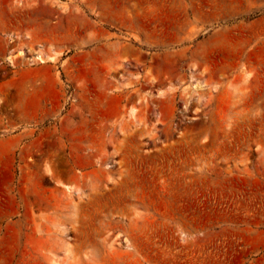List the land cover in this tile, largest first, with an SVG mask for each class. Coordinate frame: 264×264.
<instances>
[{
    "label": "rangeland",
    "instance_id": "1",
    "mask_svg": "<svg viewBox=\"0 0 264 264\" xmlns=\"http://www.w3.org/2000/svg\"><path fill=\"white\" fill-rule=\"evenodd\" d=\"M0 264H264V0H0Z\"/></svg>",
    "mask_w": 264,
    "mask_h": 264
},
{
    "label": "bare ground",
    "instance_id": "2",
    "mask_svg": "<svg viewBox=\"0 0 264 264\" xmlns=\"http://www.w3.org/2000/svg\"><path fill=\"white\" fill-rule=\"evenodd\" d=\"M20 56H21V55H20ZM35 61H36V62H39V63H41V64L45 63V60H44L43 58H41L40 56H36V57H35Z\"/></svg>",
    "mask_w": 264,
    "mask_h": 264
}]
</instances>
